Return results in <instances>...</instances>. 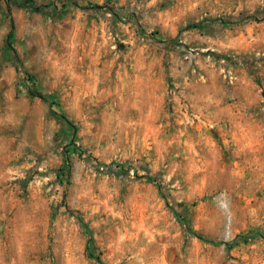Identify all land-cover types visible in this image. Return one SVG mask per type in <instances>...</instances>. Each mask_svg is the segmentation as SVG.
Wrapping results in <instances>:
<instances>
[{
	"label": "rangeland",
	"instance_id": "rangeland-1",
	"mask_svg": "<svg viewBox=\"0 0 264 264\" xmlns=\"http://www.w3.org/2000/svg\"><path fill=\"white\" fill-rule=\"evenodd\" d=\"M253 232L264 0H0V264H264Z\"/></svg>",
	"mask_w": 264,
	"mask_h": 264
},
{
	"label": "trees",
	"instance_id": "trees-1",
	"mask_svg": "<svg viewBox=\"0 0 264 264\" xmlns=\"http://www.w3.org/2000/svg\"><path fill=\"white\" fill-rule=\"evenodd\" d=\"M30 1V0H29ZM216 18H209L208 20H215ZM11 34H12V24H10V29L9 31L7 32L6 34V39L8 40L10 37H11ZM27 94L32 96V97H37L39 98L40 100L42 101H45L48 103L49 107L53 104V94H43L37 90H34V89H31V88H27ZM49 112L56 116L60 121H64L66 122L67 124H70L68 122V120L65 118V116H63L62 114H57L55 113L51 108H49ZM99 165H102V166H106L107 164L105 163H101V162H98L96 161ZM109 164H114V165H117V166H121L120 163H117V162H110ZM152 180V178H150ZM83 229L84 231L89 234V230L83 226ZM186 230L188 233H191L193 235H195L197 238L201 239V240H205L202 236H200L199 234H196L191 228H189L188 226L186 227ZM256 236H261V237H264V235L260 232H253L251 234H248V235H243L241 236L242 239H247V238H253V237H256ZM91 236L89 235L88 238H87V244L91 241ZM207 241V240H205ZM212 244H219L220 242H217V241H212L211 242ZM86 249H87V254L88 256H91L90 252H88V245L86 246Z\"/></svg>",
	"mask_w": 264,
	"mask_h": 264
}]
</instances>
